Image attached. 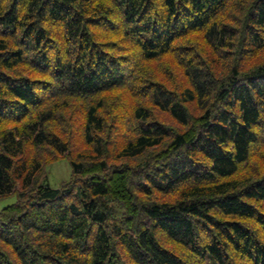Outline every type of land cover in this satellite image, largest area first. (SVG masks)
I'll list each match as a JSON object with an SVG mask.
<instances>
[{
	"label": "trees",
	"instance_id": "trees-1",
	"mask_svg": "<svg viewBox=\"0 0 264 264\" xmlns=\"http://www.w3.org/2000/svg\"><path fill=\"white\" fill-rule=\"evenodd\" d=\"M194 32L209 50L178 47L185 88L147 77L136 136L110 147L104 95ZM58 99L85 105L75 154ZM261 144L264 0H0V198L24 194L0 214V264H264ZM30 147L68 160L69 183L35 187Z\"/></svg>",
	"mask_w": 264,
	"mask_h": 264
},
{
	"label": "rangeland",
	"instance_id": "rangeland-1",
	"mask_svg": "<svg viewBox=\"0 0 264 264\" xmlns=\"http://www.w3.org/2000/svg\"><path fill=\"white\" fill-rule=\"evenodd\" d=\"M113 8L114 7H112V9ZM113 11L115 10L113 9ZM119 39L120 36L116 38V40ZM201 45H203L205 48L201 49V52H199L196 47ZM122 46L126 48L129 46V44L124 43L122 44ZM178 47H187L184 50H190L193 56L200 61L202 60L200 55L209 50V47L203 41L200 32L189 34L186 37L175 42V44L173 45V52H171L170 54L161 56L159 60L153 61L152 63L140 64L136 69L133 83L126 85L123 89L111 91L108 94L110 96L109 98L104 95L105 99H112L114 102L120 101L121 103V106L116 108L114 111V113H118L120 115L118 118L119 122H117L118 127H114L118 129H115V133L111 138L114 142L110 144V147L113 148L116 145H119V142H125L128 138H133L136 136L137 127L135 121L131 119V111L129 110V107L138 105V102L139 104H143L146 101L144 97L145 89L147 88V85L150 81V78L147 77L155 76L156 80L163 82L169 88L173 89L176 92H180L185 88L186 79L183 77V72L179 67L180 65H182L184 53H181L183 49L179 50ZM127 51L130 52V50L128 49ZM53 103H55V107H57L58 110L57 120L55 121L57 123V127H54L60 131V134H62L63 137L65 136L67 141L68 139L72 141L73 151H75L73 153L75 154L78 151L82 150L83 140L80 138L78 127L83 119V113L85 110L83 107L85 105L83 104V102L72 100L69 104V106L71 105V107L66 108L65 106L68 105V101L63 102V100L61 101V99L53 100ZM62 103L65 106H63ZM143 106L150 108L147 102H145ZM153 113L155 114V118L159 119V122L166 127H175V123H172L170 119L165 117L162 113H159L156 110H153ZM193 115L197 116L199 115V113ZM259 142L263 143V141ZM78 148L80 150H77ZM251 151L253 156L251 158V163H249L250 171L255 170L254 164L257 163V165H259V169H262L261 171L264 172V144H261L259 148L255 146ZM25 156L28 159L36 158L39 162V165L41 166V169L36 176L35 187H37L38 185H47L53 189H60L64 185L69 183L71 168L69 167L68 160L63 157H58L51 149L42 148L35 150L30 147L25 149ZM244 173L245 172H243L242 175H244ZM237 178L242 179V176H237ZM21 193L22 191L20 190V188L16 187L11 195L0 198V214L8 207L16 204L19 205V195H24ZM160 200L165 201L164 198ZM262 206H264V204ZM261 211L262 215H264L263 207H261ZM261 235L262 239L264 240V232H262ZM166 246H169L171 247V249L178 252L180 250L179 247H175L169 244H166ZM183 257L190 261L191 264H194V259L190 257L188 258L187 251H183ZM127 261L128 260H126V263Z\"/></svg>",
	"mask_w": 264,
	"mask_h": 264
}]
</instances>
